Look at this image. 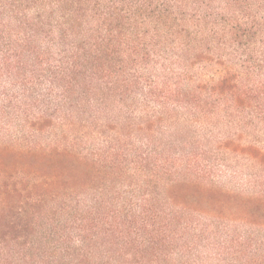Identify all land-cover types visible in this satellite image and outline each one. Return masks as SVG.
Here are the masks:
<instances>
[{"label": "trees", "instance_id": "trees-1", "mask_svg": "<svg viewBox=\"0 0 264 264\" xmlns=\"http://www.w3.org/2000/svg\"><path fill=\"white\" fill-rule=\"evenodd\" d=\"M0 264H264V0H0Z\"/></svg>", "mask_w": 264, "mask_h": 264}]
</instances>
